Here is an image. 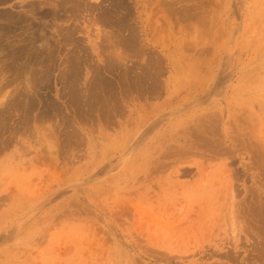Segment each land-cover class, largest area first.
Returning a JSON list of instances; mask_svg holds the SVG:
<instances>
[{"label": "rangeland", "instance_id": "obj_1", "mask_svg": "<svg viewBox=\"0 0 264 264\" xmlns=\"http://www.w3.org/2000/svg\"><path fill=\"white\" fill-rule=\"evenodd\" d=\"M1 1L0 85L12 83L0 87V96L6 89L23 91L35 72L36 77L49 70L50 86L40 89L44 100L40 99L43 104L49 98L61 103L78 131L73 129V137L64 135L67 127L61 125L59 133L58 116L37 122V128L32 124L28 130L13 131L19 119L14 113L9 130L0 134V236L5 235L0 240V264H169L159 259L162 251L178 255L170 264H264V0H118L126 5L116 10L117 0ZM74 3L76 8L88 4L77 10ZM41 8L45 17L35 12ZM108 9L111 14L101 13ZM16 16L41 29L35 30L27 20L19 23ZM35 31L43 33L39 34L45 41L27 45ZM23 44L42 47V61L32 55V46L30 54L27 50L20 58L13 55L15 47L24 49ZM95 71L104 79L99 89L112 82L122 112L120 108L106 117L79 95L89 94L86 85ZM128 77L133 80L126 82ZM119 80H125V86ZM69 83L79 95L73 104L67 97ZM142 86L157 90V95ZM98 92L100 97L105 94ZM208 122L218 138L225 135L226 143L235 145L232 152H212L203 144L204 135L200 145L193 141L191 129L197 124L207 128ZM52 129L56 136L48 134ZM63 137L71 141L66 145ZM256 144L262 156L253 152H259Z\"/></svg>", "mask_w": 264, "mask_h": 264}, {"label": "bare ground", "instance_id": "obj_2", "mask_svg": "<svg viewBox=\"0 0 264 264\" xmlns=\"http://www.w3.org/2000/svg\"><path fill=\"white\" fill-rule=\"evenodd\" d=\"M3 1V0H2ZM1 1V2H2ZM4 1H6V0H4ZM49 1V0H48ZM58 1V0H57ZM63 1V0H62ZM70 0H67V2H66V0H65V2L68 4V2H69ZM74 1V0H73ZM76 1V0H75ZM80 1L81 0H79V1H76L77 3L79 2L80 3ZM85 1V0H84ZM84 1H82V3L84 2ZM116 1V0H115ZM118 1V0H117ZM165 1V0H164ZM43 2V1H42ZM53 2V1H52ZM87 1H85V3H86ZM114 2V1H113ZM44 3V2H43ZM57 3V2H56ZM61 3V2H60ZM70 3V2H69ZM76 3V6L78 5ZM84 3V4H85ZM121 3H123L122 1L121 2H116V4L114 3V7H115V5H116V8L114 9V10H116V9H118V7L119 8H121L120 6H122V8H123V5H126V3L124 4H122L121 5ZM25 4V3H24ZM35 4V3H34ZM45 4V3H44ZM54 4V3H53ZM63 4V3H62ZM65 4V3H64ZM63 4V5H64ZM67 4H65L66 6H67ZM83 4V5H84ZM88 4V3H87ZM86 4V5H87ZM102 4V3H101ZM166 4V3H165ZM22 5V4H21ZM32 5V4H31ZM40 5H42V4H40ZM64 5V6H65ZM79 5H81V6H79L78 8H76V6H75V3L73 4V7L74 8H76L77 10L79 9V10H82V9H80V7H84V6H86V5H82V4H79ZM113 5V4H112ZM170 5V4H169ZM184 5V4H183ZM26 6V5H25ZM55 6V5H54ZM57 6V5H56ZM61 7V5H59L58 4V6L57 7ZM63 6V7H64ZM71 6H72V2H71ZM33 7V6H32ZM36 7H39V6H36ZM41 7V6H40ZM43 7V6H42ZM47 7V6H46ZM63 7H61V8H63ZM69 7H70V5H69ZM72 7V8H73ZM125 7V6H124ZM35 8V7H34ZM33 8V9H34ZM65 8V7H64ZM71 8V7H70ZM70 8H68L67 10H69ZM73 8V9H74ZM84 8H86V7H84ZM88 8V7H87ZM30 9V8H29ZM42 9V8H41ZM73 9H71V11L73 10ZM75 9V10H76ZM90 9H92V8H90ZM123 9H125V8H123ZM40 10V9H39ZM65 10V9H64ZM77 10H76V12H77ZM112 10V9H111ZM33 11V10H32ZM42 11H43V9H42ZM41 10L40 11H37V9L35 10V12H36V14H39V15H37V16H41V17H45L46 16V12L45 11H43L42 12ZM52 11V10H51ZM70 11V10H69ZM83 11H87V10H83ZM118 11V10H117ZM73 12V11H72ZM72 12H71V14H72ZM88 12V11H87ZM96 12H97V10H96ZM195 12V11H194ZM194 12H193V14H194ZM15 13V12H14ZM33 13H34V11H33ZM52 13V12H51ZM55 13V12H54ZM53 13V14H54ZM59 13V12H58ZM75 15H76V13L75 12H73ZM101 13H105V15L106 14H111V11L108 9L107 11H102ZM115 13V12H114ZM120 13V12H119ZM181 13V12H180ZM186 13V12H185ZM196 13V12H195ZM202 13V12H201ZM6 14H8V13H6ZM9 14H11L12 16L13 15H15V14H12V13H10L9 12ZM6 15V16H11V15ZM18 14V13H17ZM16 14V15H17ZM29 14V13H28ZM27 14V15H28ZM50 14V13H49ZM187 14V13H186ZM189 14L190 13H188V16H189ZM19 15V14H18ZM22 15V14H21ZM34 15V14H33ZM51 15V14H50ZM55 15H58V14H55ZM60 15V14H59ZM86 16H87V14H85ZM85 15H84V17H85ZM4 16H5V14H4ZM5 16V17H6ZM30 16V15H29ZM54 16V15H53ZM65 16V15H64ZM63 16V17H64ZM70 16V15H69ZM79 16V15H78ZM98 16V15H97ZM97 16H96V18H97ZM101 17L102 16H104V15H100ZM107 16V15H106ZM106 16H104V20H105V17ZM122 16H124V15H122ZM183 16H184V13H183ZM191 16V15H190ZM195 16V15H194ZM196 16H199V15H197V13H196ZM1 17H3V16H1ZM5 17H3V20L5 19ZM15 17V16H14ZM17 17V16H16ZM56 17V16H55ZM81 17V16H80ZM79 17V18H80ZM101 17L99 18V19H101ZM23 18V17H22ZM28 18V17H27ZM31 18V17H30ZM50 18V17H49ZM67 18V17H66ZM69 18V17H68ZM86 18V17H85ZM107 18H109V16L107 17ZM182 18V17H181ZM190 18V17H189ZM8 19V18H7ZM16 19V18H15ZM74 19V18H73ZM76 19V18H75ZM103 19V18H102ZM125 19V18H124ZM6 20V19H5ZM9 20V19H8ZM7 20V21H8ZM19 23L20 22H23V21H25V20H27L26 18L25 19H21L20 18V16H18L17 17V19H16ZM28 20H30V19H28ZM27 20V21H28ZM42 20V19H41ZM43 20H44V18H43ZM51 20V19H50ZM67 20V19H66ZM95 20H97V19H95ZM108 20V19H107ZM106 20V21H107ZM113 20H115V19H113ZM117 21H120L121 20V18H119V20L118 19H116ZM54 21V20H53ZM91 22H92V20H90ZM99 21H102V20H99ZM183 21V20H182ZM199 21V20H198ZM56 22V21H55ZM93 22H95L96 23V21H93ZM97 22H98V20H97ZM110 22H111V16H110ZM109 22V23H110ZM28 23V25H31L32 27H35V30H40L41 29V25H36V24H34L33 22H27ZM36 23V22H35ZM44 23V22H43ZM72 23V22H71ZM106 23H108V22H106ZM123 23V22H122ZM119 24V25H122L123 26V24ZM57 24V23H56ZM112 24H113V21H112ZM11 25V24H10ZM13 25V24H12ZM17 25H18V23H17ZM15 26V27H18V26ZM58 25H60V24H58ZM63 25V24H62ZM61 25V26H62ZM7 26V25H6ZM14 26V25H13ZM46 26V25H45ZM9 27V26H8ZM5 28V27H4ZM62 28H64V27H62ZM75 28V27H74ZM77 28V27H76ZM17 29V28H16ZM15 29V30H16ZM25 29V28H24ZM128 29H129V27H128ZM55 30H57V29H55ZM54 30V31H55ZM63 30V29H62ZM75 30V29H74ZM11 32L12 31H14V30H10ZM26 31H28V30H26ZM32 31H34V29L32 30ZM32 31H30V32H32ZM41 31H43V28H42V30ZM73 31V30H72ZM3 32H4V30H3ZM36 32V31H35ZM33 33V35H32V33H31V36H32V38H31V40L29 41V42H26L27 43V45H28V43H32V44H35L37 41H41V39H43V33H40V32H36V33ZM44 32V31H43ZM130 32V31H129ZM16 33V32H15ZM21 33V32H20ZM43 34V35H40V34ZM61 33V32H60ZM131 33V32H130ZM53 34V33H52ZM67 34H68V32H67ZM70 34V33H69ZM104 34V33H103ZM125 34V33H124ZM132 34H134L133 32H132ZM132 34H130V35H132ZM6 35V34H5ZM55 35V34H54ZM105 35V34H104ZM129 35V36H130ZM103 36V35H102ZM132 36H134V35H132ZM25 37H26V35H25ZM65 37H69L68 39H70L71 40V38H73L72 36L70 37L69 35H66ZM126 37V36H125ZM5 38V37H4ZM21 38V37H20ZM24 38V37H23ZM46 38V37H45ZM49 38H51V36L49 37ZM127 38V37H126ZM129 38V37H128ZM137 38V37H136ZM65 39V38H64ZM67 39V38H66ZM111 39H112V37H111ZM22 40V39H21ZM44 40V39H43ZM43 40H42V42H43ZM56 40V39H55ZM114 40H115V38H114ZM123 40H125V39H122V41ZM126 40H129V39H126ZM12 41V40H11ZM45 41V40H44ZM113 41V40H112ZM116 41V40H115ZM129 41H131V40H129ZM137 41H138V38H137ZM139 41H141V40H139ZM20 42V41H19ZM67 42H69L68 40H67ZM77 42V41H76ZM6 43V42H5ZM56 43V42H55ZM102 43V42H101ZM109 43V42H108ZM131 43V42H130ZM130 43H128L127 42V44H130ZM42 45L44 44V43H41ZM47 44V43H46ZM57 44V43H56ZM110 44V43H109ZM115 44V43H114ZM1 45V44H0ZM3 45V44H2ZM6 45H8V44H6ZM41 45V46H42ZM48 45V44H47ZM50 45V44H49ZM76 45V44H75ZM111 45V44H110ZM133 44H131L130 46H132ZM32 46V47H31ZM40 46V45H39ZM44 46V45H43ZM63 46V45H62ZM18 47H20V46H18ZM14 48L13 49V51L12 50H10V51H12V54L13 55H16V57H18V58H20V54L19 53H21L22 54V51H27L30 47H31V53H32V55L35 57V59H41V61H42V57L41 58H38V56H42L41 54H42V52L44 51L43 49H42V47H38V48H36V46H34V45H29L28 47L27 46H25L24 47V44H23V47H24V49H21V47L20 48ZM53 47H55V46H53ZM75 47V46H74ZM136 47V46H135ZM50 48V47H49ZM57 48V47H56ZM8 49V48H7ZM45 49V48H44ZM85 49V48H84ZM46 51V50H45ZM53 51V50H52ZM138 51V50H137ZM144 51V50H143ZM28 52H29V54H30V51L28 50ZM62 52V51H61ZM24 53V52H23ZM44 53V52H43ZM49 53V52H48ZM27 54V53H26ZM129 54V53H128ZM22 56V55H21ZM30 56V55H29ZM31 57V56H30ZM37 57V58H36ZM51 57L53 58L54 56H52L51 55ZM68 57V56H67ZM71 57V59H73L72 58V56H70ZM112 57V56H111ZM122 57V56H121ZM55 58V57H54ZM76 58V57H75ZM32 59H33V57H32ZM44 59V58H43ZM69 59V58H68ZM106 59V58H105ZM132 59V58H131ZM14 60V59H13ZM55 60V59H54ZM81 60V59H80ZM154 60H155V58H154ZM11 61V60H10ZM38 60H34V62H36L37 64H38V62H37ZM48 61V60H47ZM57 61V60H56ZM70 62L72 61V62H74V59L73 60H69ZM87 60H85L84 62H86ZM16 62V61H15ZM17 62H19V61H17ZM24 62H26V61H24ZM33 62V61H32ZM68 62V61H67ZM81 62V61H80ZM21 63V62H20ZM43 62H41V64H42ZM75 63H76V60H75ZM83 63V62H82ZM139 63V62H138ZM151 63V62H150ZM39 64H40V62H39ZM38 64V65H39ZM52 64V63H51ZM78 64V63H77ZM113 64V63H112ZM132 64V63H131ZM140 64V63H139ZM6 65H8V64H6ZM6 65H5V67L4 68H6ZM22 65V64H21ZM33 65H34V63H33ZM43 65V64H42ZM66 65V64H65ZM68 65V64H67ZM72 66H73V64H71ZM71 65L69 66L70 67V69H72L73 67H71ZM75 65V68L77 67V65L76 64H74ZM81 65V64H80ZM87 65V64H86ZM115 65V64H114ZM147 65V64H146ZM154 65V64H153ZM15 66V65H14ZM34 66H36V65H34ZM54 66V65H53ZM78 66H79V64H78ZM131 66V65H130ZM134 66V65H133ZM11 66L9 65L8 66V68H7V70L10 68ZM30 67V66H29ZM38 67V66H37ZM36 67V68H37ZM63 67V66H62ZM67 67V66H66ZM69 67H67V69L68 70H70L69 69ZM94 67V66H93ZM101 67V66H100ZM20 68V67H19ZM39 68V67H38ZM43 68V67H42ZM52 68V67H51ZM82 68H83V66H82ZM98 68H99V66H98ZM124 68V67H123ZM130 68V67H129ZM15 69H16V67H15ZM15 69H13V70H15ZM21 69V68H20ZM29 69V68H28ZM34 69V68H33ZM44 69H48V66H47V68H44ZM53 69H54V67H53ZM59 69V68H58ZM77 69V68H76ZM76 69H72L71 71H74V70H76ZM79 69V68H78ZM77 69V70H78ZM5 70V69H4ZM7 70H6V72H7ZM17 70V69H16ZM38 70H40V68L38 69ZM146 70V69H145ZM41 71H44V70H41ZM70 71V74L72 73V75H75V74H73V72H71ZM80 71H81V68H80ZM98 71H100V70H98ZM108 71V70H107ZM149 71V70H148ZM158 71V70H157ZM39 72V71H38ZM75 72V71H74ZM76 72H78V71H76ZM81 72H83V71H81ZM94 72V71H93ZM96 72V71H95ZM100 72H102V71H100ZM130 72V71H129ZM150 72V71H149ZM149 72H147V73H149ZM69 74V72L67 71L66 72V74ZM78 73H80V72H78ZM126 73V72H125ZM135 73V72H134ZM28 74V73H27ZM34 74H36V72L34 73ZM33 74V77H34V79H33V81L31 80V84H29V83H27V86H26V89H24L23 91H18L17 92V89L19 90V88H17L15 91V93H13V89H11V90H7L6 89V91L0 96V134H2L4 131H5V133L7 132V130H9V128H7L6 126L8 125V123H9V120H10V118H11V116H12V114L14 115V113H17V115L19 116L18 118V121H17V124H14V125H16V127L14 126V129L13 128H11V129H13V131L14 130H16L17 131V129H18V127L19 128H23V127H26V129L28 130L29 128L28 127H31V125L33 124V127L34 128H37L36 127V124H38L37 122H40V121H42L43 122V120L44 121H46V119L48 120V119H51L52 118V116L53 117H55V116H58V117H60V119L61 120H59V122L57 123V125H58V130H59V133H60V127H61V125L63 126V127H67V129H68V127L69 128H71V130H65L64 131V135H71V137H73V135H74V132L77 130L76 129V126H75V128H73V126H72V121H71V118H69V116L68 115H66L67 113H64V112H66V111H64L62 108H64V107H61V103L60 104H57L56 103V101H53L52 99H48V101L46 102L45 101V103L43 104V101H41V99H43L42 98V96L40 97L39 95H42L41 93H39V91H40V89L41 88H44V87H48V86H50L49 84H50V77H51V75H50V73H49V70L48 71H44L43 73H40L41 75H39V73H37L39 76H37L36 75V77H35V75ZM96 75H95V78L94 79H92V81L91 82H89L88 83V81L86 82V83H88L87 85H86V92L87 91H90L89 92V94H87V93H85V92H83V93H81V94H79L80 96L81 95H83V96H81V97H83V100H84V102H86V103H88L87 105H94V106H96L97 107V109H99L100 110V112H102V114H105V116L107 117V116H112L115 112L117 113V110L119 109V111H120V108H121V112H122V105H119V101L117 100V98H118V96H117V98H116V93H117V91L115 92V96H113V93H114V90H113V88L110 86V84L109 83H111L112 84V82L110 81L109 83H108V81L106 82V89L105 90H108V92L107 93H110V95H108V97H107V95H106V91L104 90V88L103 89H99L98 87H99V85L100 84H103L102 83V77H100L101 76V73H99L98 74V72H96L95 73ZM136 74V73H135ZM144 74H146V73H144ZM143 74V75H144ZM161 74V73H160ZM10 75H12V74H10ZM9 75V76H10ZM32 75V74H31ZM82 75V74H81ZM80 75V76H81ZM97 75H99V76H97ZM126 75V74H125ZM139 75H141V74H139ZM143 75L141 76V77H143ZM151 75V74H150ZM156 75V74H155ZM30 76V75H29ZM29 76H27V79H29ZM57 76V75H56ZM65 78L64 79H66V75H63ZM76 76V75H75ZM78 76V75H77ZM122 76H124V75H122ZM146 76V75H145ZM147 76H148V74H147ZM2 77V76H1ZM6 77V76H5ZM60 77V76H59ZM74 77V76H73ZM139 77V76H138ZM152 77V76H151ZM17 78H20V77H18L17 76ZM102 78V79H101ZM23 79V78H22ZM122 79H125V77L124 78H122ZM137 79V78H136ZM140 79V78H139ZM138 79V80H139ZM10 80H12V79H10ZM25 81H26V79H24ZM104 80V79H103ZM121 80V79H120ZM119 80V83H121L122 85H124L123 83H124V81L125 80H123V81H120ZM127 80V79H126ZM130 80V82H131V80H133L132 78L131 79H129V77H128V80L126 81V82H128ZM135 80V79H134ZM157 80V83H156V81H155V84H157L158 85V83L160 84V81H158V79H156ZM6 81V80H5ZM67 82H69L68 80H66ZM148 81V80H147ZM2 83H5V82H3V81H1ZM20 82V81H19ZM21 82H22V80H21ZM129 82V83H130ZM134 82V81H133ZM139 82V81H138ZM137 82V83H138ZM12 82H10L9 81V83L7 82V84H5V86H4V84H2V85H0V87H5L6 88V86H8V84H9V86H10V84H11ZM129 83H128V85H129ZM136 83V82H135ZM70 84L71 83H69L68 84V87L70 86ZM138 84H140V82L138 83ZM138 84H137V86H138ZM148 84V83H147ZM162 84V83H161ZM26 85V84H25ZM130 85H132V86H134L133 84H131L130 83ZM143 85V84H142ZM149 85V84H148ZM156 85V86H157ZM23 86V85H22ZM125 86V85H124ZM131 86V87H132ZM145 86H146V84H145ZM145 86H142V87H145ZM150 87H151V85H149ZM161 86V85H160ZM160 86H157V87H155V89L157 88V90H159L160 88H162V87H160ZM67 86H66V89H68V93H69V96H68V94H67V97L68 98H70V100H71V102H72V104H73V102H77V101H79L78 99H77V97H79V95L76 93V90H73V88L70 86V88H68ZM78 87V86H77ZM114 87V86H113ZM127 87V86H126ZM128 87H130V86H128ZM139 87H140V85L138 86V89H139ZM147 87V86H146ZM145 87V88H146ZM21 88V87H20ZM25 88V87H24ZM71 88H72V90L73 91H71ZM100 88H102L101 86H100ZM122 88V87H121ZM135 88V87H134ZM152 89H154V87H151ZM151 88H146L145 89V91H148V90H150ZM3 88H1V90H2ZM64 89V88H63ZM66 89H64V92H65V90ZM78 89V88H77ZM132 89H133V87H132ZM137 89V90H138ZM144 89V88H143ZM143 89H141V87H140V89L139 90H143ZM4 90V89H3ZM99 90H102V92H104L105 94H103V95H106V97H104L103 95H101V97L99 96V92L98 91ZM104 90V91H103ZM136 90V89H135ZM138 90V91H139ZM157 90H155L154 92H156V93H154L153 92V90H150L151 91V93L152 94H155V95H157ZM61 91V90H60ZM67 91V90H66ZM78 91V90H77ZM83 91V90H82ZM40 92H42V91H40ZM101 92V93H102ZM127 92H128V90H127ZM131 92V91H130ZM2 93V92H1ZM132 93H133V91H132ZM47 94V93H46ZM126 94V93H125ZM150 94V93H149ZM148 94V95H149ZM151 94V95H152ZM128 95H129V92H128ZM146 95V94H145ZM39 96V97H38ZM77 96V97H76ZM123 96H125V95H123ZM44 97V96H43ZM81 97H80V99H81ZM126 97V96H125ZM128 97V96H127ZM41 98V99H40ZM67 98V100H69ZM136 98V97H135ZM142 98V97H141ZM204 98V97H203ZM44 100V99H43ZM46 100V99H45ZM67 100H65V101H67ZM69 100V101H70ZM192 101V100H191ZM71 102H67L68 103V105L67 106H69L70 108H71ZM42 104V105H41ZM82 104V103H81ZM84 104V103H83ZM121 104V103H120ZM75 105H76V103H75ZM74 105V106H75ZM149 105V104H148ZM74 106H72V107H74ZM81 106V105H80ZM121 106V107H120ZM2 107V108H1ZM82 107V106H81ZM95 107V108H96ZM83 108V107H82ZM74 109V108H73ZM85 109V108H84ZM36 110H38V111H36ZM68 110V109H67ZM125 111H126V108L124 109ZM260 110V109H259ZM34 111H36L35 112V114H33L34 113ZM75 111V113H77V111H76V109L74 110ZM85 111H86V109H85ZM124 111V112H125ZM87 112H89L90 113V111H87ZM217 113H218V111H217ZM77 114H79V113H77ZM76 114V115H77ZM81 114V113H80ZM119 114V113H118ZM122 114V113H121ZM211 114V113H210ZM223 114V113H222ZM33 115V116H32ZM115 115H117V114H115ZM120 115V114H119ZM207 116V118L209 119L210 117L208 116V114H206ZM242 115V114H241ZM139 116V115H138ZM220 116V115H219ZM81 117V115L79 116V117H77V118H80ZM102 117V116H101ZM122 117V116H121ZM124 117V116H123ZM203 117V116H202ZM241 117V116H240ZM83 118H84V116H83ZM95 118V117H94ZM116 118V117H115ZM207 118L205 119V121H207ZM220 118V117H219ZM106 119V118H105ZM109 119H111V118H109ZM133 119V118H132ZM221 119V118H220ZM242 119V118H241ZM95 120V119H94ZM93 120V121H94ZM107 120V119H106ZM141 120V119H140ZM151 120V119H150ZM196 120V119H195ZM230 120V119H229ZM16 121H15V123H16ZM113 121V120H112ZM209 121V120H208ZM222 121V120H221ZM239 121V120H238ZM134 122V121H133ZM139 122H141V121H139ZM196 121H194V123H195ZM200 122H202V121H200ZM210 122L215 126V124L217 123H213L211 120H210ZM215 122V121H214ZM231 122V121H230ZM255 122V121H254ZM45 123V122H44ZM88 123H90V122H88ZM113 123V122H112ZM152 123V122H151ZM197 123H198V121H197ZM202 123H204V122H202ZM231 123H233V122H231ZM246 123V122H245ZM10 124V123H9ZM95 124V123H94ZM117 124V123H116ZM206 125H208V124H210L209 122L208 123H205ZM212 124H210V126L209 127H207V128H205L204 126H199V124H197V125H195V128L192 130L191 129V138L193 139V141H196V143H198L197 145H200L201 143H200V137L201 136H203V137H201V139L203 140V144L204 145H208V148L210 149V150H212V152H219V154H221V151H222V149L224 150V151H227V153L231 150V147L232 148H234V146H233V144L231 145V146H229L227 143H226V139H224V138H226L225 137V135H224V137H223V139H224V141H225V145L226 146H228V147H224V146H222V144H223V142L221 143V142H217L218 141V139H222V136H220L219 138L216 136V132H215V127H217V128H220V127H218L217 126V124H216V126L213 128V125ZM223 124H224V122H223ZM57 125H56V128H57ZM96 125V124H95ZM118 125V124H117ZM192 125V124H191ZM233 125V127H234V124H232ZM240 126V125H239ZM11 127V126H10ZM38 127H40V126H38ZM63 127H61V128H63ZM109 127V126H108ZM189 127V126H188ZM191 127V126H190ZM231 127V126H230ZM232 127V128H233ZM112 128V127H111ZM156 128V127H155ZM235 129H236V127H234ZM233 128V129H234ZM51 129V128H50ZM49 129V130H50ZM75 131H74V130ZM188 129V128H187ZM225 129V128H224ZM21 130V129H20ZM26 130V131H27ZM31 130V129H30ZM33 130H35V129H33ZM57 130V131H58ZM227 130V129H226ZM225 130V131H226ZM78 131V130H77ZM234 131V130H233ZM24 132V131H23ZM30 134L29 135H31V132L30 131H28ZM49 132V131H48ZM51 133H48V134H51V135H54V136H56V134L57 133H55L54 134V130L52 129L51 131H50ZM217 132H219V133H221L220 131H217ZM237 132H238V129H236V135H237ZM14 133H16V132H14ZM78 133V132H77ZM77 133H75V137H76V135H77ZM254 133V132H253ZM222 134H224V132H222ZM227 134V133H226ZM7 135H9V133H7ZM15 135V134H14ZM44 135V134H43ZM58 135H62V132H61V134H58ZM58 135H57V137H58ZM242 135V134H241ZM250 135V134H249ZM34 136V135H33ZM45 136V135H44ZM243 137V139L245 138V136L244 135H242ZM247 136V135H246ZM10 137V136H9ZM37 137V136H36ZM49 137V136H48ZM48 137H47V139H48ZM66 137V136H65ZM65 137H63L65 140H64V143L66 142V140H67V142H68V140L69 141H71V139H66ZM70 137V136H69ZM79 137V136H78ZM77 137V138H78ZM210 137V138H209ZM229 137H231V135H229ZM228 137V138H229ZM239 137H240V134H239ZM247 137H249V136H247ZM42 138V137H41ZM50 138H53V137H50ZM207 138V139H206ZM236 138V137H235ZM242 138H239L238 139V136H237V140H239V141H241V139ZM8 139V138H7ZM12 139V138H11ZM39 139V138H38ZM45 139V138H44ZM55 139V138H54ZM191 139V140H192ZM206 139V140H205ZM222 139V140H223ZM40 140V139H39ZM209 140V141H208ZM4 141H6L5 139L3 140H1V142H4ZM8 141H10V140H8ZM142 141V140H141ZM198 141V142H197ZM220 141V140H219ZM12 142V141H11ZM62 142V141H61ZM67 142H66V145H67ZM84 142V141H83ZM189 142H192V141H189ZM251 143H252V141H250ZM7 143V142H6ZM49 143V142H48ZM47 143V144H48ZM54 143H56V142H54ZM70 143V142H69ZM260 143V142H259ZM193 144V143H192ZM195 144V143H194ZM223 144V145H224ZM258 144V143H257ZM256 144V145H257ZM1 145V144H0ZM6 145V144H5ZM41 145V144H40ZM45 145V144H44ZM60 145V144H59ZM65 145V146H66ZM77 145V144H76ZM84 145V144H83ZM185 145V144H184ZM2 146V145H1ZM187 146V148H189V150L192 148V145H191V143H189L188 145H186ZM261 145H257V147L256 146H253V147H255L254 149H259V152H257V151H253L254 153L256 152V154L258 153V154H260V156H262L261 155V151H260V149H261V147H260ZM263 146V145H262ZM47 147V146H46ZM45 147V148H46ZM49 147V146H48ZM60 147V146H59ZM196 147V146H195ZM243 147V146H242ZM5 148V147H4ZM61 149H62V147H60ZM60 148H59V150H60ZM179 148V147H178ZM207 148V149H208ZM54 149V148H53ZM57 149V148H56ZM66 149V148H65ZM64 149V150H65ZM183 149V148H182ZM181 149V150H182ZM205 149V148H204ZM241 149V148H240ZM177 150V149H176ZM216 150V151H215ZM262 150V149H261ZM264 150V149H263ZM57 151V150H56ZM175 151V150H174ZM185 152H186V150H184ZM183 151V152H184ZM224 151H222L223 153H224ZM39 152V151H38ZM44 152H46V151H44ZM178 152H182V151H180V149H179V151ZM189 152V151H188ZM206 152V151H205ZM230 152H232V150L230 151ZM60 153V152H59ZM226 153V152H225ZM50 154V153H49ZM57 154V153H56ZM210 154V153H209ZM262 154H263V152H262ZM59 155V154H58ZM76 155V154H75ZM168 155H171V154H168ZM203 155V154H202ZM207 155V154H206ZM213 155L214 154H212V156L210 155V157H213ZM231 155V154H230ZM255 155V154H254ZM40 156V155H39ZM81 156V155H80ZM157 156H158V154H157ZM218 156V155H217ZM233 156H235V153H234V155ZM258 156V155H257ZM256 156V157H257ZM57 157V156H56ZM82 157V156H81ZM159 157V156H158ZM251 157V156H250ZM55 158V157H54ZM254 158H255V156H254ZM258 158V157H257ZM257 158H255V160L257 159ZM260 159V161H262L261 160V158H259ZM10 160V159H9ZM48 160V159H47ZM113 160V159H112ZM112 160H111V162L110 163H112ZM255 160L253 161V162H255ZM205 161V160H204ZM257 161H259V160H257ZM257 161H256V163H257ZM226 162V161H225ZM264 162V161H263ZM262 162V163H263ZM123 163V162H122ZM229 163V162H228ZM115 164H116V166H117V161H116V163L114 162V166H115ZM106 165V164H105ZM225 165V164H224ZM247 165V164H246ZM263 165V164H262ZM111 166V165H110ZM116 166L114 167V168H116ZM159 167V166H158ZM225 167V166H224ZM250 167V166H249ZM256 167V166H255ZM109 168V167H108ZM231 168V167H230ZM151 169V168H150ZM100 170V169H99ZM111 170H112V168H111ZM106 171V170H105ZM115 171V170H114ZM153 171V170H152ZM202 171V170H201ZM200 171V172H201ZM234 171V170H233ZM264 171V170H263ZM99 172V171H98ZM228 172V171H227ZM103 173V172H102ZM152 173V172H151ZM226 174V173H225ZM227 175V174H226ZM235 176V175H234ZM236 176H237V174H236ZM204 177H205V175H204ZM203 177V178H204ZM230 177V176H229ZM224 178H225V175H224ZM226 178H228L227 176H226ZM231 178V177H230ZM225 180V179H224ZM238 180V179H237ZM121 183V182H120ZM227 183H228V181H227ZM229 184V183H228ZM227 184V185H228ZM232 184V183H231ZM155 186V185H154ZM77 187V186H76ZM234 189H235V187H234ZM249 190V189H248ZM235 191V190H234ZM16 192V191H15ZM231 192H233L232 191V189H231ZM237 192V191H236ZM249 192V191H248ZM255 192V191H254ZM229 193V192H228ZM252 193V192H251ZM231 194V193H230ZM141 195V194H140ZM255 195H257V193L255 194ZM222 196V195H221ZM230 196H232V194L230 195ZM211 197H213V196H211ZM220 199L219 200H221V197L220 196H218ZM232 197H234V193H233V196ZM245 197V196H244ZM243 197V198H244ZM247 197V196H246ZM258 197V196H257ZM261 197V196H260ZM248 198V197H247ZM51 199V198H50ZM55 199V198H54ZM230 199V198H229ZM254 199V198H253ZM252 199V200H253ZM195 200V199H194ZM230 200H232V199H230ZM245 200V199H244ZM247 200V199H246ZM245 200V201H246ZM211 201H215V197H213L212 198V200ZM233 201V200H232ZM248 201H249V199H248ZM256 201V200H255ZM263 201V200H262ZM236 202V201H235ZM242 202V201H241ZM258 202V201H257ZM232 203V202H231ZM238 203V202H237ZM240 203V202H239ZM24 204V203H23ZM219 204V203H218ZM225 204V203H224ZM190 205V204H189ZM220 205V204H219ZM230 205V204H229ZM79 206H80V204H79ZM173 207V206H172ZM233 207V206H232ZM38 208V207H37ZM218 208V207H217ZM85 209V208H84ZM206 209V208H205ZM228 209H229V207H228ZM231 209V208H230ZM237 209V208H236ZM257 209V208H256ZM38 210V209H37ZM81 210V209H80ZM233 210V209H232ZM259 211H261L260 209H258ZM99 211V210H98ZM215 211V210H214ZM240 211V210H239ZM173 212V211H172ZM231 212V211H230ZM244 212V211H243ZM68 213V212H67ZM84 213V212H83ZM164 213V212H163ZM176 213V212H175ZM237 213H239V212H237ZM258 213V212H257ZM33 214V213H32ZM245 214V213H244ZM252 214H254V212L252 213ZM251 214V215H252ZM263 213H261V215H262ZM160 215V214H159ZM199 215V214H198ZM238 215V214H237ZM260 215V216H261ZM253 216V215H252ZM258 217V218H261V217ZM6 217V216H5ZM31 217V216H30ZM61 217V216H60ZM244 217V216H243ZM242 217V218H243ZM45 218V217H44ZM100 218V217H99ZM263 218V217H262ZM31 219V218H30ZM238 219V218H237ZM243 220V219H242ZM246 220H248V219H245V221ZM254 220V219H253ZM261 220H264V219H261ZM238 221V220H237ZM240 221V220H239ZM40 222V221H39ZM233 222V221H232ZM255 222V221H254ZM27 223V222H26ZM192 223H194V222H192ZM251 223H252V221H251ZM255 223H257V222H255ZM254 223V224H255ZM161 224V223H160ZM177 224V223H176ZM241 224V223H240ZM245 224H246V222H245ZM249 224V223H248ZM25 225V224H24ZM251 225V224H250ZM256 225V224H255ZM258 225H260V222L258 223ZM262 225V224H261ZM264 225V224H263ZM173 226V225H172ZM178 226V225H177ZM242 226H243V224H242ZM153 227V226H152ZM255 227V226H254ZM180 228V227H179ZM256 228V227H255ZM16 229V228H15ZM244 229V228H243ZM179 230V229H178ZM246 230V229H245ZM248 230V229H247ZM262 230V229H261ZM253 231V230H252ZM242 232V231H241ZM257 232V231H256ZM100 233V232H99ZM249 233V232H248ZM251 233V232H250ZM206 234V233H205ZM234 234V233H233ZM237 234V233H236ZM261 234V233H260ZM96 235V234H95ZM5 235H3V236H0V240H1V237H4ZM38 236V235H37ZM234 236V235H233ZM238 236H239V234H238ZM237 236V237H238ZM258 236H259V234H258ZM262 236V235H261ZM4 239V238H3ZM1 240V242L2 241H4V240ZM104 241V240H103ZM161 241V240H160ZM201 241V240H200ZM150 244V243H149ZM155 244V243H154ZM167 244V243H166ZM263 243H261V245H262ZM105 245V244H104ZM151 245V244H150ZM146 246V245H145ZM156 246V245H155ZM255 246H257V245H255ZM148 247V246H147ZM152 248V247H151ZM253 248V247H252ZM149 249V248H148ZM153 249V248H152ZM155 249V248H154ZM163 249V248H162ZM251 249V248H250ZM256 249V248H255ZM258 249V248H257ZM260 249V248H259ZM160 250V249H159ZM170 250V249H169ZM173 251V250H172ZM231 251V250H230ZM253 251H255V250H253ZM258 251V250H257ZM157 252H158V249H157ZM161 252V251H160ZM164 252L165 251H162V254H161V256H159V259H164L165 261L164 262H166V263H172L175 259H176V255H174V257L173 256H171V254L170 255H168V252H165L166 254H164ZM170 252H171V250H170ZM143 253V252H142ZM232 253V252H231ZM240 253V252H239ZM259 253V252H258ZM257 253V254H258ZM155 255H157V254H155ZM155 255H154V257L153 258H155ZM228 255H230L229 254V251H228ZM259 255V254H258ZM264 255V254H263ZM142 256H143V254H142ZM158 256V255H157ZM178 256V255H177ZM183 256V255H182ZM223 256V255H222ZM185 257V256H184ZM96 258V257H95ZM103 258V257H102ZM178 258V257H177ZM229 258V257H228ZM234 258H236V257H234ZM263 258V257H262ZM143 259H145V258H143ZM97 260V259H96ZM108 260V259H107ZM113 260V259H112ZM123 260V259H122ZM150 260V259H149ZM132 261V260H131ZM138 261V260H137ZM140 261V260H139ZM156 261V260H155ZM185 261H187V260H185ZM254 261V260H253ZM111 262V261H110ZM125 262V261H124ZM147 262V261H146ZM184 262V261H183ZM193 262V261H192ZM255 262H257V261H255ZM88 263V262H87ZM120 263H123V262H120ZM129 263V262H128ZM134 263V262H133ZM139 263V262H138ZM149 263H151L150 261L148 262V264ZM177 264H178V262H176ZM182 263V262H181ZM184 263H187V262H184ZM190 263V261L188 262V264ZM212 263V262H211ZM82 264H83V262H82ZM132 264V263H131ZM175 264V263H174ZM208 264V263H207ZM247 264V263H246ZM258 264V263H257Z\"/></svg>", "mask_w": 264, "mask_h": 264}]
</instances>
